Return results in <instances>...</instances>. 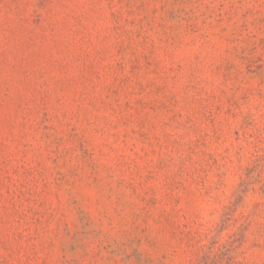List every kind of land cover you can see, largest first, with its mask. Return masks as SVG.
Listing matches in <instances>:
<instances>
[{
  "label": "rangeland",
  "instance_id": "374dc122",
  "mask_svg": "<svg viewBox=\"0 0 264 264\" xmlns=\"http://www.w3.org/2000/svg\"><path fill=\"white\" fill-rule=\"evenodd\" d=\"M0 264H264V0H0Z\"/></svg>",
  "mask_w": 264,
  "mask_h": 264
}]
</instances>
